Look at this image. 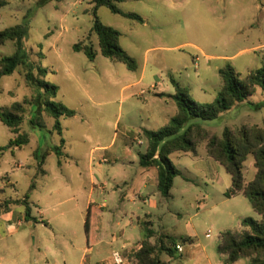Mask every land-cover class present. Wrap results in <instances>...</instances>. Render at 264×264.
Instances as JSON below:
<instances>
[{"label":"rangeland","instance_id":"obj_1","mask_svg":"<svg viewBox=\"0 0 264 264\" xmlns=\"http://www.w3.org/2000/svg\"><path fill=\"white\" fill-rule=\"evenodd\" d=\"M6 2L0 8V30L17 24L28 26L24 49L29 60L46 71L43 78L48 84L57 86L55 101L76 112L73 117L59 119L61 135L54 130V118L47 115L43 116L45 128L34 127L29 120L36 109L37 88L26 82L20 67L11 76L0 79V108L8 109L12 103L22 102L25 113L20 129L32 140L11 153L6 146L13 136L0 122V184H7L8 177L12 181L16 176L17 191L8 185L6 192L20 195L27 188L31 180L24 175L32 176L37 170L33 159L37 140V161L45 159L46 171L64 174L68 191L72 192L70 195L62 191L58 199L63 202L42 211L41 219L52 226L37 225L36 235L41 242L49 240L53 232L69 230L76 238L73 245L77 248L72 253L73 261L68 264H111L113 249L120 252L121 245L129 241L121 254L124 264H134L133 256L141 247L145 227L144 221L138 222L137 215L145 220L144 213L149 211L157 233L173 237L189 233L194 239L191 245L179 242L186 255L179 253L178 257L170 258L162 254L166 264H223L225 257L216 250L220 235L226 231L240 233L242 219L259 220V216L243 194L226 196L230 175L207 155L204 143L197 146L195 153L170 156L172 165L183 175L174 178L171 197L163 199V206L157 210L137 198L120 204L119 193L112 195V187L122 172L130 180L143 170L124 158L121 153L124 143L137 160V154L147 148L141 131L159 130L176 115L177 108L171 98L155 96L175 93L170 77L187 88L194 101L211 103L221 88L218 69L230 64L243 79L249 72L264 68V0H123L117 3L121 11L138 14L142 23L99 7L98 19L119 31L118 44L136 59V71L101 55L97 36L91 32V0ZM78 42L92 44L97 53L93 61L82 52L73 51L72 46ZM13 50V44L7 42L0 46V57L10 55ZM145 60L147 66H144ZM142 68L145 77L136 85L134 82ZM194 122L217 134L225 127L264 126V94L255 87L246 102L214 119ZM61 138L65 142L63 156L54 153L46 156V149L58 146ZM110 145V150H102ZM100 154L106 160L99 158ZM98 161L102 165L100 172L96 169ZM255 172L253 157L248 156L243 170L246 183L253 179ZM93 176L95 185L90 193ZM148 192L155 193V186L149 187ZM90 199L94 201L93 206H104L93 212L86 232L84 221ZM33 211L36 216V209ZM61 213L66 214L64 218ZM107 215H114V222H109ZM126 219H131L133 224L125 225ZM56 220H62L63 225L56 224ZM113 238L116 241L112 245ZM24 244L25 239L1 228L0 264L31 263L34 253L25 252ZM85 247L89 248L87 252L83 250ZM248 259L242 258L234 264H248ZM38 263L42 264L43 260Z\"/></svg>","mask_w":264,"mask_h":264},{"label":"trees","instance_id":"obj_2","mask_svg":"<svg viewBox=\"0 0 264 264\" xmlns=\"http://www.w3.org/2000/svg\"><path fill=\"white\" fill-rule=\"evenodd\" d=\"M122 1L91 0L93 4L91 32L97 36L102 56L123 63L128 70L136 71L138 62L118 44L119 31L102 24L96 14L99 7H106L114 14L142 22L138 14L123 12L117 7V3ZM6 3V0H0V8ZM27 28L26 24H17L0 30V46L11 42L14 48L10 55L0 57V79L11 76L19 67L22 68L26 82L37 88L34 98L36 109L29 123L43 129L45 128L43 116H50L55 120L54 130L61 135L59 119L63 116L73 117L76 112L55 101L57 86L48 84L43 78L46 71L29 60L24 49ZM72 49L75 52H82L89 61H93L97 55L89 42H78L72 46ZM218 74L221 88L211 103L194 101L189 96L187 88L180 86L170 77L175 93L156 95L171 98L176 105L177 113L161 129L141 131L146 139L147 148L144 153H139L138 164L142 168L156 169L158 191L163 198H168L174 178L183 175L172 165L170 155L174 152L195 153L197 146L204 143L207 155L223 166L230 175L231 184L226 196L243 194L259 216V220L250 217L242 219L243 230L240 233L223 232L216 250L225 257L223 264H234L242 258H249L248 264H264V126L253 124L236 128L225 127L220 134H217L194 122L195 119H214L235 105L246 102L255 87H259L264 94V68L255 69L240 79V74L230 64H226L218 69ZM24 113L25 107L22 102H14L8 109L0 108V122L15 134V137L9 140L7 148L22 147L29 143V136L20 131ZM64 143V139L61 138L60 144L48 148L45 155L53 152L60 156ZM248 156L253 157L256 172L253 179L246 183L243 170ZM42 162L43 159L39 164ZM33 188L32 182L29 190ZM27 197L28 195L23 201H15V203L23 204L25 218L30 219L31 209L26 201ZM92 215V209L88 207L84 221L86 232L89 231ZM143 225L145 227L143 226L141 247L134 253V264H166L161 259L162 254L176 258L179 255L180 243L189 245L194 243V239L188 235L173 237L165 233H157L150 221H144Z\"/></svg>","mask_w":264,"mask_h":264},{"label":"crops","instance_id":"obj_3","mask_svg":"<svg viewBox=\"0 0 264 264\" xmlns=\"http://www.w3.org/2000/svg\"><path fill=\"white\" fill-rule=\"evenodd\" d=\"M143 20V19H142ZM143 22V21H142ZM141 22V23H142ZM144 66H147L146 60L144 61ZM145 77V70L142 68L139 73V78L137 81L134 82V84H139ZM128 86V85H127ZM153 88L156 87V84L151 85ZM143 92V91H142ZM142 95V94H140ZM156 97H158L155 94ZM140 97V96H139ZM159 98V97H158ZM162 99V98H161ZM10 130V129H9ZM21 131V129H20ZM11 132V131H10ZM12 134L13 139L15 137V134ZM32 143V140L29 137V143L27 145ZM65 144V143H64ZM26 146V145H24ZM23 147V146H22ZM22 147H9V151L11 153H14V151H19ZM112 147L110 145L109 147H102V150H107ZM124 147V150L121 149V153L124 155V158H127L128 162L131 164L137 163L139 161V154H137V160L133 157V154L131 152V148L124 143L122 146ZM34 148L33 149V159L35 160V164L37 166V170L35 171V174H33V183L34 188L30 191V185L32 183V176L31 174L24 175L26 176V179L31 180V183L29 181V184L26 189H24L20 195L16 193H10L6 192V187L9 185L11 186L13 191H17L16 185L18 184L16 176H14L13 180L11 181L8 177L7 184H0V229L3 228V230L7 231L8 234H14L17 235L18 238L25 239V244L23 246V250L25 252L31 251L34 253L33 261L29 264H39V260H43L42 264H68L73 261V250H75V245H73V242L76 240L75 237H73V233L69 230L59 231V234L57 232H53L50 236L49 240L41 242L40 236L37 234V225H42V223L45 226H52L49 221L45 222L43 219L44 216L42 214V211L44 209L52 208L54 205H58L63 200L59 201L58 196L62 193V191H66L68 194L72 195V192L69 190V183L66 181L67 177L62 174L61 172H53L50 173L46 171L44 166V161L39 164L37 161V151L39 150V141L35 140L34 142ZM48 149V148H47ZM46 149V150H47ZM64 150V146L61 149L60 156L62 157L64 153L62 151ZM146 151V150H145ZM112 152V151H111ZM53 152H50L46 156L52 154ZM116 153V150L113 149V154ZM186 152H174L170 156H173L175 154L178 155H184ZM55 154V153H54ZM104 154H100L99 158L102 160H106L104 157ZM96 162V169L98 172L101 171L102 165ZM141 171L136 172L133 177H130L125 172L121 173V176H119L118 179H114V185L112 187V195L115 192L119 193V203L125 204V202H132L134 199L143 200V202L148 205L152 210H157L163 206V202L165 198H163L157 188V171L155 168H142ZM151 169H153V172H149ZM31 177V178H30ZM94 176L91 177V188L90 193L93 191L95 180ZM155 186V193L148 192L149 187ZM157 194L158 197H157ZM28 195L26 201L30 207V219L25 218L24 214V206L21 203H15V201H23L25 196ZM171 197V190H170V196ZM72 198V197H69ZM166 198V199H168ZM66 200V199H64ZM58 201V202H57ZM57 202V203H55ZM162 202V203H161ZM93 199H90L87 203L89 205L88 207H91L92 213L98 212L97 209L101 210L104 206V204H99L97 206H93ZM36 209L34 215L33 209ZM111 210V209H110ZM96 213H94L96 215ZM100 213V211H99ZM61 217H65L66 214L61 213ZM38 216V218H37ZM61 218V219H63ZM144 218L147 221H152V213L147 211L144 213ZM35 219V220H33ZM107 219L109 222H114V215H107ZM138 222L141 224V222L145 221L140 216L137 215ZM159 219V218H158ZM67 223V222H66ZM56 224H59L60 226L63 225L62 220H56ZM117 224V223H114ZM133 224V221L131 219H126L125 225L130 226ZM153 226V225H152ZM188 236H191L189 233L185 234ZM115 238L112 239L111 244L113 245L115 242ZM129 241L123 243L120 248V252L124 251L126 247L129 245ZM84 252H87L89 250L88 247H85ZM115 251V249H113ZM117 251V250H116ZM181 256L186 255L184 254V250L180 252ZM100 263V262H99ZM97 263V264H99ZM79 264H81L79 262Z\"/></svg>","mask_w":264,"mask_h":264},{"label":"built area","instance_id":"obj_4","mask_svg":"<svg viewBox=\"0 0 264 264\" xmlns=\"http://www.w3.org/2000/svg\"><path fill=\"white\" fill-rule=\"evenodd\" d=\"M206 236H209V233H207ZM181 251H182V248L181 246H179L178 252L180 253ZM124 261L125 259L122 256L121 252L115 250L111 253V264H124Z\"/></svg>","mask_w":264,"mask_h":264}]
</instances>
